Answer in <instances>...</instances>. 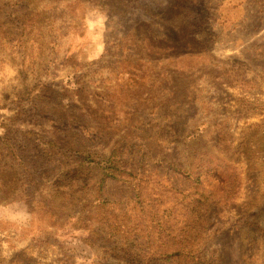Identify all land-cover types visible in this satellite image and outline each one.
<instances>
[{
  "label": "rangeland",
  "instance_id": "1",
  "mask_svg": "<svg viewBox=\"0 0 264 264\" xmlns=\"http://www.w3.org/2000/svg\"><path fill=\"white\" fill-rule=\"evenodd\" d=\"M0 264H264V0H0Z\"/></svg>",
  "mask_w": 264,
  "mask_h": 264
},
{
  "label": "trees",
  "instance_id": "2",
  "mask_svg": "<svg viewBox=\"0 0 264 264\" xmlns=\"http://www.w3.org/2000/svg\"><path fill=\"white\" fill-rule=\"evenodd\" d=\"M116 163L118 164V165H120L121 167H122V165L124 164V162H123V160L121 159V156L120 155H118L117 157H116ZM128 167H129V169L130 170H132L133 168L131 167V165L129 164V162H128ZM117 169H119V167H117ZM128 187H129V185H128ZM134 195H137L136 193H134ZM130 197H131V195H130Z\"/></svg>",
  "mask_w": 264,
  "mask_h": 264
}]
</instances>
